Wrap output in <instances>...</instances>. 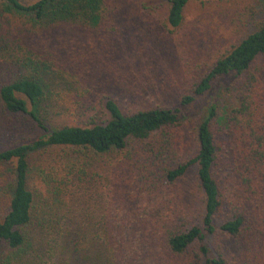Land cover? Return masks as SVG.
<instances>
[{"label":"trees","instance_id":"1","mask_svg":"<svg viewBox=\"0 0 264 264\" xmlns=\"http://www.w3.org/2000/svg\"><path fill=\"white\" fill-rule=\"evenodd\" d=\"M194 1L208 0L163 1L168 31L183 25ZM256 1L240 0L226 15L241 31L240 40L197 70L180 106L125 112L117 99L104 96L95 110L79 102L76 122L51 124L47 117L57 106L59 90L69 85L66 74L80 72L87 58H99L80 51L62 59L59 30L100 28L113 14L112 0H0V107L27 117L40 130L34 138L0 149V264H125L133 257L134 225L105 222L81 198L90 186L83 183L81 165L88 154L129 149L159 160L168 183L196 168L201 219L187 228H168L172 255L185 256L198 243L196 263L264 264L263 220L256 213L264 217V12ZM103 43L112 45V40ZM219 82L220 94L233 103L228 127L218 124L217 95L198 124V150L182 158L174 129L183 108ZM90 107L94 111L88 114ZM52 149L65 151L68 160H56L64 172L37 181L31 157ZM225 158L230 165L226 175ZM220 234L242 245L245 240L255 254L230 258Z\"/></svg>","mask_w":264,"mask_h":264},{"label":"rangeland","instance_id":"2","mask_svg":"<svg viewBox=\"0 0 264 264\" xmlns=\"http://www.w3.org/2000/svg\"><path fill=\"white\" fill-rule=\"evenodd\" d=\"M163 1L112 0L113 14L100 28L70 26L68 30H59L58 36L63 41L62 59L70 55L76 57L80 51L99 58H87L80 72L66 74L69 85L59 90L57 106L47 117L51 124L76 122L79 102L94 109L104 96L117 99L125 112L154 106H180V99L194 82L197 70H204L220 51L241 38V31L237 33L234 22L230 24L226 16L232 10L235 12L240 0L194 1L186 9L185 22L174 31L164 26L166 5ZM256 5L264 12V0L256 1ZM107 29L109 32L105 31ZM108 38L112 45L105 46L103 42ZM220 88L221 82L183 108L182 120L174 129L175 147L182 158L198 150V124L208 103L217 95L220 98L218 124L227 129L233 103L228 95L220 94ZM262 92L264 96V78ZM39 131L27 117L5 113L0 107V149L34 138ZM129 150L88 154V162L81 165L86 170L83 183L90 186L86 191L82 189L85 191L82 204L87 200L91 212L94 210L105 222L115 220L117 224L134 225L133 230L137 231L132 237L133 257L125 260V264H205L193 260L197 258L198 243H194L185 256L172 255L166 245L168 228H187L200 222L203 204L196 168L175 183H168L159 168V160L155 161L143 150ZM64 153L63 149L35 152L31 157L34 178L42 182L48 174L63 173L56 160L67 161ZM227 162L225 158L224 175L230 169ZM256 213L261 214L263 220L264 242V217L258 209ZM218 236L227 239L222 234ZM214 242L213 237L208 239L211 247ZM225 246L230 258L243 254L249 258L255 254L245 240L242 245L237 240L227 239Z\"/></svg>","mask_w":264,"mask_h":264}]
</instances>
